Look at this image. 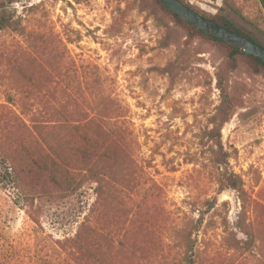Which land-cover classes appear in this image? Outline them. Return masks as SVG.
Instances as JSON below:
<instances>
[{"label": "rangeland", "instance_id": "374dc122", "mask_svg": "<svg viewBox=\"0 0 264 264\" xmlns=\"http://www.w3.org/2000/svg\"><path fill=\"white\" fill-rule=\"evenodd\" d=\"M183 1L264 47L257 0ZM11 14L0 264H264V70L243 57L230 70L155 0H21ZM87 131L110 161L93 166Z\"/></svg>", "mask_w": 264, "mask_h": 264}, {"label": "trees", "instance_id": "16d2710c", "mask_svg": "<svg viewBox=\"0 0 264 264\" xmlns=\"http://www.w3.org/2000/svg\"><path fill=\"white\" fill-rule=\"evenodd\" d=\"M21 0H0V31L8 29L10 27L13 26V16L11 14V7L20 2ZM181 3H183L184 5H186L188 8H190L191 10H193L194 12H196L197 14L203 16L204 18H207L211 21H213L214 23H216L217 25H219L222 28H225L227 30L233 31L237 34H239L240 36H243L247 39H249L251 42H254L256 44H258L252 37H250L249 35H247L246 33H244L243 31H241L240 29H238L237 27H235L229 20L225 19L220 21L219 19L215 18V17H211L208 15H205L203 13L198 12L197 10H195V8H193V6L185 3L183 0H179ZM155 2H157L160 6V8L171 18H173L175 20V22H177V24L183 26L187 31L189 36L193 37V36H197V37H201L204 38L208 41H211L215 44H217L218 46H220L221 48H223L224 50H226L227 54H228V67L230 70H235L237 68V59L238 57H243L245 58L249 64H251V66L255 69V70H264V64L257 58L252 57V56H246L244 54H242L240 51L235 50L234 48H231L217 40L211 39L209 37H207L206 35H204L203 33L195 30L194 28L190 27L189 25L183 23L181 20H179V18L172 14L171 12H169L165 6L162 4V2L160 0H155ZM259 46L263 47L262 45L258 44ZM264 48V47H263ZM79 131H81V129H78ZM88 132V131H87ZM94 134V133H92ZM92 134H90L89 132L85 137V141H86V146L89 148H87V153L86 156H91V158L94 160L93 162V166H96V164L98 163H102V162H106V161H110L111 160V156H112V143H109V140H107L106 137L102 136L101 139L99 138V136L95 135L93 136ZM208 138H211L213 140H217L218 142H220L221 140V128H217V129H213L211 131L208 132ZM93 177H95L94 174H92ZM225 180L227 182L228 185H230L233 189L235 190H240L241 186H240V182L237 179V177L233 176L232 174H225ZM11 183L13 185H16V180L14 178L11 179ZM55 183H59L58 180H54ZM79 234L76 237L77 240H79Z\"/></svg>", "mask_w": 264, "mask_h": 264}, {"label": "water", "instance_id": "95a60500", "mask_svg": "<svg viewBox=\"0 0 264 264\" xmlns=\"http://www.w3.org/2000/svg\"><path fill=\"white\" fill-rule=\"evenodd\" d=\"M165 8L179 20L207 37L217 40L246 56L259 59L264 64V48L239 34L220 27L213 21L197 14L179 0H160Z\"/></svg>", "mask_w": 264, "mask_h": 264}, {"label": "crops", "instance_id": "0c3cea01", "mask_svg": "<svg viewBox=\"0 0 264 264\" xmlns=\"http://www.w3.org/2000/svg\"><path fill=\"white\" fill-rule=\"evenodd\" d=\"M259 7L264 15V0H257Z\"/></svg>", "mask_w": 264, "mask_h": 264}]
</instances>
